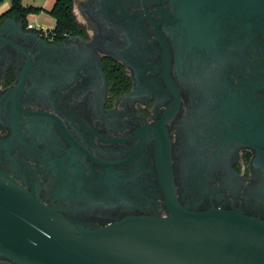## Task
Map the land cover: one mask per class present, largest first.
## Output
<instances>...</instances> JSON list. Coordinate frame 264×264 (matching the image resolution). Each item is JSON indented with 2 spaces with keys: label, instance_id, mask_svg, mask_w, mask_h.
<instances>
[{
  "label": "flooded vegetation",
  "instance_id": "flooded-vegetation-1",
  "mask_svg": "<svg viewBox=\"0 0 264 264\" xmlns=\"http://www.w3.org/2000/svg\"><path fill=\"white\" fill-rule=\"evenodd\" d=\"M181 1L74 0L63 38L1 14L0 170L92 229L168 216V172L188 210L264 221V40H190Z\"/></svg>",
  "mask_w": 264,
  "mask_h": 264
},
{
  "label": "water",
  "instance_id": "water-1",
  "mask_svg": "<svg viewBox=\"0 0 264 264\" xmlns=\"http://www.w3.org/2000/svg\"><path fill=\"white\" fill-rule=\"evenodd\" d=\"M175 21L190 40L223 33V21L264 40V0H182ZM167 174L168 216H129L92 229L0 170V254L19 264H264V221L232 210L190 211Z\"/></svg>",
  "mask_w": 264,
  "mask_h": 264
},
{
  "label": "trees",
  "instance_id": "trees-1",
  "mask_svg": "<svg viewBox=\"0 0 264 264\" xmlns=\"http://www.w3.org/2000/svg\"><path fill=\"white\" fill-rule=\"evenodd\" d=\"M0 0V5L2 4ZM10 8L4 12L3 17L20 18L24 21L25 26L28 25L27 17L29 15H39L46 13L55 20V27L49 30V36L63 38L64 35H81L84 34V28L78 22L74 14V0H56L51 10H45L36 6H24L23 0H10ZM38 34L39 32L36 31ZM120 80H124L120 77ZM123 82V81H122Z\"/></svg>",
  "mask_w": 264,
  "mask_h": 264
},
{
  "label": "rangeland",
  "instance_id": "rangeland-1",
  "mask_svg": "<svg viewBox=\"0 0 264 264\" xmlns=\"http://www.w3.org/2000/svg\"><path fill=\"white\" fill-rule=\"evenodd\" d=\"M9 0H3V4H1L0 7H3L4 8L6 7V3L8 2ZM52 0H23V4L24 5H50L49 3L51 2ZM48 3V4H47ZM49 7V6H48ZM3 9V8H0V10ZM75 13H76V17L81 19V15L79 13V10H78V6H76L75 8ZM52 17L49 16L48 14L44 13V15H41V17H37V16H34V17H31V21H33L34 23V27H37V28H43V29H53L54 28V21H53V18L51 19Z\"/></svg>",
  "mask_w": 264,
  "mask_h": 264
},
{
  "label": "crops",
  "instance_id": "crops-1",
  "mask_svg": "<svg viewBox=\"0 0 264 264\" xmlns=\"http://www.w3.org/2000/svg\"><path fill=\"white\" fill-rule=\"evenodd\" d=\"M3 1V0H2ZM55 1L56 0H52L49 4L50 5H32V6H36V7H41V8H44L45 10H51V8L53 7V5H54V3H55ZM3 4V3H2ZM10 0L6 3V7L4 8V6L3 7H0V8H3V9H1L0 10V15L1 14H3L4 12H6L9 8H10ZM48 4V3H47ZM24 5V4H23ZM1 6V5H0ZM24 6H29V5H24ZM41 15H44V13H41V14H39V15H34V14H32V15H29L28 17H27V19H28V22H30V23H34L33 21H31L30 19H31V17H34V16H37V17H41ZM52 19V18H51ZM53 21H54V25H55V20L53 19ZM34 25V24H33ZM55 27V26H54ZM35 28H37V27H35ZM37 29H39V28H37ZM40 29H43L42 27L40 28ZM43 30H47V31H49V30H52V29H43Z\"/></svg>",
  "mask_w": 264,
  "mask_h": 264
},
{
  "label": "built area",
  "instance_id": "built-area-1",
  "mask_svg": "<svg viewBox=\"0 0 264 264\" xmlns=\"http://www.w3.org/2000/svg\"><path fill=\"white\" fill-rule=\"evenodd\" d=\"M28 20V19H27ZM27 28L28 29H32V30H35V31H38L40 35H44V36H47L49 35V31L47 30H43V29H37L34 27V25L30 22H28V25H27Z\"/></svg>",
  "mask_w": 264,
  "mask_h": 264
}]
</instances>
